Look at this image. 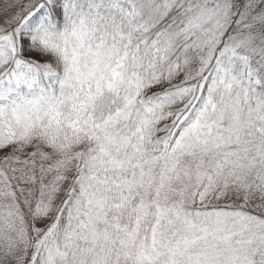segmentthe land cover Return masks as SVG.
Returning <instances> with one entry per match:
<instances>
[{
  "label": "snow or ice",
  "instance_id": "6c2138e0",
  "mask_svg": "<svg viewBox=\"0 0 264 264\" xmlns=\"http://www.w3.org/2000/svg\"><path fill=\"white\" fill-rule=\"evenodd\" d=\"M0 264H264V0H0Z\"/></svg>",
  "mask_w": 264,
  "mask_h": 264
}]
</instances>
